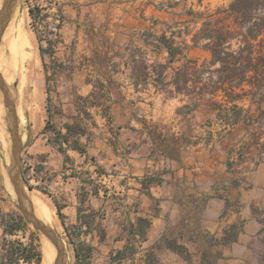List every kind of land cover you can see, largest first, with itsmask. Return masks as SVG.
<instances>
[{"label":"crops","instance_id":"0c3cea01","mask_svg":"<svg viewBox=\"0 0 264 264\" xmlns=\"http://www.w3.org/2000/svg\"><path fill=\"white\" fill-rule=\"evenodd\" d=\"M233 1L42 5L59 37L53 54L44 56L54 92L45 96L39 117L31 114L29 134L64 197L66 226L79 224L84 189L86 206L103 214L97 222L106 240L99 243L96 232L86 237L107 248L109 264L140 217L151 227L124 264L143 263L149 253L158 264L253 262L264 213V97L232 102L222 90L210 94L221 65L211 64L208 41L201 38L206 15ZM48 99L51 131H45ZM234 106L241 110L234 128L217 139L219 113ZM68 125L85 130L70 139L87 154L68 149L64 155L51 144ZM230 233L237 238L227 241Z\"/></svg>","mask_w":264,"mask_h":264},{"label":"trees","instance_id":"16d2710c","mask_svg":"<svg viewBox=\"0 0 264 264\" xmlns=\"http://www.w3.org/2000/svg\"><path fill=\"white\" fill-rule=\"evenodd\" d=\"M31 16L39 17L41 9L30 10ZM201 38L208 41L206 47L212 53L211 64H220L218 69L219 77L217 86L210 91L222 90L224 97L229 101H237L243 98L253 100H263L264 91V0H234L227 8H220L214 13L205 17L204 28ZM53 42H48V48L40 46L42 59L45 54H53ZM236 46V48H234ZM45 68L47 65L44 63ZM58 64L53 63L54 71ZM51 78V77H50ZM49 80V77L47 78ZM220 84V85H219ZM248 86V89H245ZM237 88H242L240 93ZM47 112L49 119L45 131L55 130L52 125L51 100L47 102ZM231 114L233 123L241 114V110L236 106L219 113L218 118ZM67 133L62 134L56 131V135L51 144L57 150L66 155L68 149L77 151L83 155L87 154V149L79 140H71L72 134H84L85 130L74 125H68ZM43 162L46 156H43ZM65 159H71L66 156ZM95 162L94 159H91ZM92 183L91 181H85ZM28 184V181H26ZM146 184H144L145 186ZM32 188V187H30ZM93 194H97L94 190ZM89 193L84 189L80 195V206L78 208L79 224L66 226L65 217L62 213L63 207L55 202L58 215L64 225L70 245L73 247L75 264H91L96 247L92 243L83 240V236H89L96 232L99 243H103L107 238V232L98 219L103 218V214L86 206ZM50 206V205H49ZM51 207V206H50ZM151 220L140 217L136 224L126 229L125 239L128 245L122 251L111 256L113 264H124L134 257L136 253L135 242L145 241L148 229L151 227ZM27 222L22 216L5 214L0 217V226L3 230V238L0 243V264H41L42 252L40 251L39 239L35 232L28 235ZM233 229H238L234 226ZM231 233L228 240L236 239ZM25 239H27L25 241ZM158 264L153 253H149L143 263ZM210 264V262H207Z\"/></svg>","mask_w":264,"mask_h":264},{"label":"rangeland","instance_id":"374dc122","mask_svg":"<svg viewBox=\"0 0 264 264\" xmlns=\"http://www.w3.org/2000/svg\"><path fill=\"white\" fill-rule=\"evenodd\" d=\"M45 0H19L18 7H20L19 17L23 16L26 22V28L31 40V60L27 69V82L23 91V107L20 110L25 118V123L21 125V135L23 136V149H22V178L25 183V188L35 192L42 197L48 205H50L53 212V216L57 223L58 229L56 230L59 235L65 240L67 249L69 250L67 264H75V257L73 247L69 243V239L66 234V230L62 221L58 215L55 202L59 205H63L64 197L58 194V189L54 188L53 178L45 170L43 164V156L35 154L39 150V147H35V140H33L31 134V114L33 111V117H39L41 114V107L44 104L45 96L49 94L53 95L54 83L52 78L47 75L46 68L44 66V59H42L40 46L45 45L44 42H55L59 40L58 32L55 31L56 26H53L54 21L47 22L42 13V5L45 4ZM41 9V15L39 17L31 16L30 10ZM49 46L45 45V49ZM236 48V46L234 47ZM49 77V80L47 78ZM18 83H14L12 89ZM0 106L4 109V116H7V110L4 105L3 96L0 92ZM7 122V121H6ZM212 125V123H211ZM8 128V125H7ZM10 134V130L8 128ZM11 140V135H10ZM1 149V147H0ZM7 163L4 155L0 153V217L5 214L20 215L24 219V215L17 206L16 199L8 191V181L5 175V164ZM28 181V184L26 183ZM32 187V188H30ZM260 218L262 221V228L260 237L257 243V251L253 257L251 264H264V213L260 212ZM26 221V219H25ZM27 222V221H26ZM27 228L29 230L27 237L30 233L35 232L39 239V246L41 251V238L40 234L34 229V227L27 222ZM3 238V230L0 226V243ZM27 239H25L26 241ZM83 240L87 243H91V239L83 236ZM109 253L107 248L96 247L91 264H109Z\"/></svg>","mask_w":264,"mask_h":264},{"label":"bare ground","instance_id":"6f19581e","mask_svg":"<svg viewBox=\"0 0 264 264\" xmlns=\"http://www.w3.org/2000/svg\"><path fill=\"white\" fill-rule=\"evenodd\" d=\"M4 0H0V9L3 6ZM20 7L9 24L7 25L3 37L0 43V74L5 82L11 87L14 83H18V89L16 92L13 91L17 98L16 106L17 113L20 118L21 125L25 123L20 107H23V91L24 86L27 82V69L28 64L31 60V40L29 38L25 18L19 17ZM23 126V125H22ZM0 153L4 155L7 165L11 163V148L12 143L10 140V134L7 128L6 117L4 116V109L0 106ZM4 170L7 181L8 191L12 194L13 198L17 196L12 187L10 175L4 166ZM25 198L30 202L33 207L34 213L41 222L53 230H57V223L53 216V212L48 203L35 192L24 189ZM69 251V250H68ZM41 252H42V263L41 264H53L55 257V248L53 245L44 237L41 238ZM69 257V256H68Z\"/></svg>","mask_w":264,"mask_h":264},{"label":"water","instance_id":"95a60500","mask_svg":"<svg viewBox=\"0 0 264 264\" xmlns=\"http://www.w3.org/2000/svg\"><path fill=\"white\" fill-rule=\"evenodd\" d=\"M19 0H4L0 9V43L7 25L15 14ZM18 89V84L13 89L5 82L0 74V92L3 96L4 105L7 110L6 121L11 135V163L5 167L10 175L12 187L17 196L16 203L26 221L40 234L44 236L55 248V257L53 264H67L68 249L65 240L56 230L46 226L37 218L30 202L25 198V183L22 178V149L23 136L21 135V122L17 113V98L14 92Z\"/></svg>","mask_w":264,"mask_h":264},{"label":"built area","instance_id":"2783aa9c","mask_svg":"<svg viewBox=\"0 0 264 264\" xmlns=\"http://www.w3.org/2000/svg\"><path fill=\"white\" fill-rule=\"evenodd\" d=\"M55 31H57V29H55ZM217 124L220 125L219 131L216 132L217 139L223 138L227 133H229L234 128V123H233V119L231 118V114L218 118ZM210 126L213 127L214 125L212 124Z\"/></svg>","mask_w":264,"mask_h":264}]
</instances>
